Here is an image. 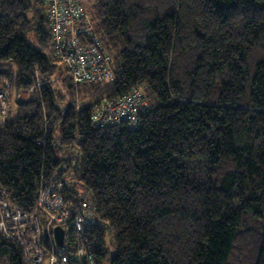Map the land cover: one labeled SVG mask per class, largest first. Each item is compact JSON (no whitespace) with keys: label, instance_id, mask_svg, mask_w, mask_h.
<instances>
[{"label":"trees","instance_id":"1","mask_svg":"<svg viewBox=\"0 0 264 264\" xmlns=\"http://www.w3.org/2000/svg\"><path fill=\"white\" fill-rule=\"evenodd\" d=\"M85 3L114 76L75 85L44 0H0V80L29 92L0 124L10 208L33 213L55 184L93 218L68 232L95 264H264V0ZM133 86L137 126L91 125L94 103ZM0 264L32 263L0 235Z\"/></svg>","mask_w":264,"mask_h":264},{"label":"built area","instance_id":"2","mask_svg":"<svg viewBox=\"0 0 264 264\" xmlns=\"http://www.w3.org/2000/svg\"><path fill=\"white\" fill-rule=\"evenodd\" d=\"M44 2L51 51L57 65L65 69L73 84L111 80L114 76L111 57L95 31L84 0ZM50 80L57 81L55 76ZM41 83L38 78L37 84ZM8 87L7 82L0 80V124L9 112L6 99ZM147 107L144 88L133 86L123 95L103 98L94 103L90 123L93 127H100L125 122L135 127L139 115ZM92 223L94 220L91 216L79 212L71 214L69 204L57 193L55 184L40 189L31 214L10 208L4 192L0 190V235L15 241L26 260L32 264H71L69 253L72 249L77 264H95L93 254L81 243H76L69 250L68 227L78 233ZM56 226L63 229L61 245H57L53 238V228Z\"/></svg>","mask_w":264,"mask_h":264},{"label":"rangeland","instance_id":"3","mask_svg":"<svg viewBox=\"0 0 264 264\" xmlns=\"http://www.w3.org/2000/svg\"><path fill=\"white\" fill-rule=\"evenodd\" d=\"M84 4H85L86 10H88L87 9L88 7H87V5L85 3V0H84ZM88 14H89V12H88ZM57 75H58V72L56 70V72L53 74V77L55 76V78H58ZM57 84L59 85V82ZM9 92H10V95H8L6 97V99H7V102L9 104V112L13 113V111H15L16 107H17L16 103L26 100L28 98V96H29V92H23V91L17 92V91H15L13 89H10V91H9V89H8V93Z\"/></svg>","mask_w":264,"mask_h":264},{"label":"water","instance_id":"4","mask_svg":"<svg viewBox=\"0 0 264 264\" xmlns=\"http://www.w3.org/2000/svg\"><path fill=\"white\" fill-rule=\"evenodd\" d=\"M53 238L57 245L62 244L63 229L60 226H56L53 228Z\"/></svg>","mask_w":264,"mask_h":264}]
</instances>
